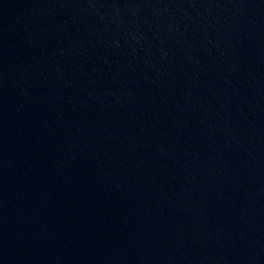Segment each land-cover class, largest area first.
Here are the masks:
<instances>
[{"label":"water","instance_id":"water-1","mask_svg":"<svg viewBox=\"0 0 264 264\" xmlns=\"http://www.w3.org/2000/svg\"><path fill=\"white\" fill-rule=\"evenodd\" d=\"M0 264H264V0H0Z\"/></svg>","mask_w":264,"mask_h":264}]
</instances>
